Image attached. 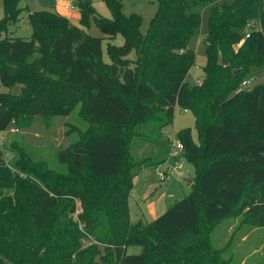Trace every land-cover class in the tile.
<instances>
[{
	"label": "trees",
	"instance_id": "1",
	"mask_svg": "<svg viewBox=\"0 0 264 264\" xmlns=\"http://www.w3.org/2000/svg\"><path fill=\"white\" fill-rule=\"evenodd\" d=\"M20 1L3 0L0 19V84L19 87L0 92V132L33 116H68L77 105L89 124L84 138L57 154L76 176L7 161L10 148L0 142V264H75L83 259V233L112 245L119 264H227L195 248L229 215L264 228V82L238 88L249 67L264 64V0H156L146 33L141 15L124 14L121 0H104L111 19L89 0H75L80 26L39 9L26 14L30 37H8V26L27 11ZM205 8L207 61L192 86L185 79L195 60L188 41ZM251 19L259 28L245 36ZM91 21L108 39L123 37L121 45L107 42L109 62L102 38L86 30ZM177 105L194 113L198 142L190 128L175 135L197 182L141 227L130 220L133 180L173 152L162 131ZM129 246L141 251L128 253Z\"/></svg>",
	"mask_w": 264,
	"mask_h": 264
},
{
	"label": "rangeland",
	"instance_id": "2",
	"mask_svg": "<svg viewBox=\"0 0 264 264\" xmlns=\"http://www.w3.org/2000/svg\"><path fill=\"white\" fill-rule=\"evenodd\" d=\"M74 7L75 0H62ZM95 13L98 16L111 19V9L104 0H89ZM230 2L231 0H226ZM124 14L138 13L142 17L140 30L146 33L150 20L153 17L157 2L156 0H121ZM25 4L33 9H49L50 0H21L19 6ZM27 11H22L20 19L15 24L8 26V37L28 38L31 34V26L26 18ZM209 10L205 8L201 15L199 32L188 41V46L195 54L194 64L187 72L185 79L190 85L198 84L204 76L203 67L207 61V54L203 36L207 29V17ZM4 16L3 0H0V19ZM259 26V23H256ZM93 36L101 37L102 59L109 62L106 53V44L110 41L113 44L121 45L123 37L117 34L113 39L105 37L100 28L91 21L86 28ZM240 44V43H238ZM234 45L235 48L238 46ZM131 54L130 56H132ZM242 81L248 84L243 85ZM239 83V89H250L254 85L264 82V64H256L249 67L243 80ZM17 93V85L7 88L0 84V92ZM184 108L176 106L172 121L163 129V135L169 136L175 142L178 141L176 133L182 128H190L192 140L198 142V132L195 127V117L191 110L184 111ZM89 124L88 117L80 113V105H77L68 116H57L44 118L33 116L21 125L13 124L7 131L0 132V142L10 148L5 150L7 161H16L22 167L35 168L37 171L46 170L50 173H64L66 176H76L75 171L69 170V165L59 163L57 154L60 150L69 149L76 142L85 137V130ZM14 131H13V130ZM178 155V157H176ZM24 172H28L24 170ZM83 177V174H80ZM197 182V172L192 162L182 151L173 148V152L163 164L148 168L136 176L128 197L130 220L136 223L141 220L140 226L144 227L147 221H151L161 214L174 201L185 197L192 190ZM78 212L82 211V204L76 199ZM77 212V213H78ZM77 218V214H75ZM82 228V225H79ZM84 232V231H82ZM195 249L196 254L207 258H221L227 264H264V228L256 227L250 223L247 216L229 215L218 223L204 231ZM110 244L101 243L83 233L80 238L79 251L83 253V259L75 261V264H104L102 256L112 257L113 264H119ZM85 251L87 253L85 254ZM141 247L129 246L128 253H139ZM93 252V253H91ZM93 257L91 259L90 256ZM82 260V261H81ZM222 264V263H221ZM224 264V263H223Z\"/></svg>",
	"mask_w": 264,
	"mask_h": 264
},
{
	"label": "crops",
	"instance_id": "3",
	"mask_svg": "<svg viewBox=\"0 0 264 264\" xmlns=\"http://www.w3.org/2000/svg\"><path fill=\"white\" fill-rule=\"evenodd\" d=\"M70 6L71 5H69V3L63 2L62 0H50V7L49 8H50V10L57 11L59 14L68 18L72 24L80 26V24H79L80 13H79V11L76 12L75 8L74 7L72 8ZM23 7H25L26 9H29V12L34 11V10H39V9L31 10L27 4H25Z\"/></svg>",
	"mask_w": 264,
	"mask_h": 264
},
{
	"label": "built area",
	"instance_id": "4",
	"mask_svg": "<svg viewBox=\"0 0 264 264\" xmlns=\"http://www.w3.org/2000/svg\"><path fill=\"white\" fill-rule=\"evenodd\" d=\"M258 21L257 20H253V19H251V20H249L247 23H246V26H245V29H244V34H245V36H248L249 35V33L252 31V30H254V29H256V28H259V26L257 27L256 26V23H257ZM259 23V22H258ZM242 84L243 85H246V84H248V82L247 81H242ZM184 111H186V109H184ZM13 130V129H12ZM14 131V130H13ZM177 148L178 150H181L182 149V144L179 142V141H177V142H175L174 140H172V148Z\"/></svg>",
	"mask_w": 264,
	"mask_h": 264
},
{
	"label": "water",
	"instance_id": "5",
	"mask_svg": "<svg viewBox=\"0 0 264 264\" xmlns=\"http://www.w3.org/2000/svg\"><path fill=\"white\" fill-rule=\"evenodd\" d=\"M218 64H222V56L218 55ZM237 70H234L236 72Z\"/></svg>",
	"mask_w": 264,
	"mask_h": 264
}]
</instances>
